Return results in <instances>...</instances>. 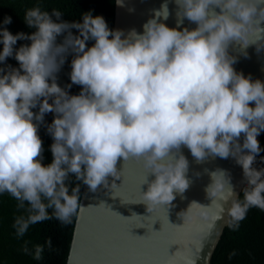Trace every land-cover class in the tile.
Here are the masks:
<instances>
[{"label":"clouds","instance_id":"obj_1","mask_svg":"<svg viewBox=\"0 0 264 264\" xmlns=\"http://www.w3.org/2000/svg\"><path fill=\"white\" fill-rule=\"evenodd\" d=\"M116 3L123 6V0ZM175 4L177 27L161 22L169 17L165 2L142 32L133 29L127 35L91 12L82 22L69 23L59 11L49 14L39 7L24 16L26 25L36 29L30 35H13L0 27V193H9L17 208L27 212L13 224L18 238L30 225L53 217L71 223L83 206L80 187L69 192V176L91 192L107 189L109 177L120 179L121 158L136 160L148 173L140 200L147 211L168 209L190 186L182 146L197 163L209 157L234 158L246 187L241 201L225 170L208 172L211 182L205 192L211 204L193 201L180 217L193 208L215 205L219 215L212 219L226 213L235 227L250 207L264 210V168L253 167L262 151L257 137L264 131V82L238 73L236 57L229 54L230 46L246 49L251 44L249 32L264 22V0ZM185 18L196 27L180 30ZM10 23L11 17H5L3 25ZM19 40L30 44L16 49ZM89 40L94 41L91 47ZM68 54H73L71 84L62 88L57 73ZM10 57L18 68L6 64ZM72 84L81 86L78 95L69 94ZM47 113H54L46 125L53 160L45 166L38 129ZM149 176L154 179L149 181ZM46 244L51 249V239ZM23 250L28 253L27 242ZM43 250L37 245L34 259H41Z\"/></svg>","mask_w":264,"mask_h":264},{"label":"water","instance_id":"obj_2","mask_svg":"<svg viewBox=\"0 0 264 264\" xmlns=\"http://www.w3.org/2000/svg\"><path fill=\"white\" fill-rule=\"evenodd\" d=\"M162 1L165 0H123V6L116 3L114 30H122L125 35L133 29L142 32L143 24L154 15V6ZM166 2L169 17L161 22L174 28V24L178 25L177 6L175 0L170 4ZM187 22L189 30L196 27L195 23ZM260 27L264 29V22ZM260 27L255 24L249 32L247 38L251 44L246 49L230 46L229 54L236 57L233 67L238 73L264 82V30ZM240 143H243V135ZM181 151L189 162L190 186L183 198L176 195L168 209L162 207L148 212L147 206L140 203L142 192L147 190L144 183L148 173L134 159L118 161L120 179L109 177V188L100 186L96 192H91L84 185L80 200L83 207L78 209L67 264H211L231 217L225 213L212 219L213 214L219 215L215 205L193 208L183 218L178 213L187 211L193 201L203 206L211 204L205 188L211 182L208 172L217 168L229 174L239 198L246 187L243 170L232 157H209L197 163L186 147L182 146ZM224 207H230V201Z\"/></svg>","mask_w":264,"mask_h":264},{"label":"trees","instance_id":"obj_3","mask_svg":"<svg viewBox=\"0 0 264 264\" xmlns=\"http://www.w3.org/2000/svg\"><path fill=\"white\" fill-rule=\"evenodd\" d=\"M116 0H0V27H6L13 35L23 32L31 34L36 29L29 28L24 20L27 10L39 7L41 11L49 14L53 10L59 11L61 19L69 23L82 22L85 13L91 12L93 16H102L108 27L114 30ZM5 17H11V23L3 25ZM55 19V17H53ZM78 34L76 29L71 30ZM66 35V33L64 34ZM64 35L57 37V43H62ZM93 40L87 41L91 47ZM30 44L28 40H19L14 48ZM2 50V45H0ZM73 54L66 56L65 63L57 73V83L65 88L71 84V60ZM6 64L18 68V62L14 58H8ZM4 65H0L3 67ZM70 95H78L81 86L72 84L67 89ZM51 103V100L49 101ZM34 112L38 111L33 109ZM54 119V113H47L44 117V124L38 129V135L43 141V165L52 162L53 156L50 146L53 143L52 137L47 133L46 125ZM260 147L262 151L256 157L253 165L257 170L264 168V131L261 132ZM66 184L69 192L79 186V197L81 200L84 184L70 175ZM243 200V190L239 198ZM79 200V203H80ZM18 201L9 193H0V264H67L71 242L73 238L75 223L78 215L72 217V222L62 224L59 220L52 219L30 225L23 237H17L13 224L17 216H27L25 209L17 208ZM27 208V204L25 205ZM51 215L52 210L49 209ZM51 239L52 247L48 248L46 241ZM27 242L28 253L23 250ZM43 245L42 258L34 259L35 247ZM211 264H264V210L258 207H250L244 218L238 222V226H231V219L224 229L221 239L214 251Z\"/></svg>","mask_w":264,"mask_h":264},{"label":"bare ground","instance_id":"obj_4","mask_svg":"<svg viewBox=\"0 0 264 264\" xmlns=\"http://www.w3.org/2000/svg\"><path fill=\"white\" fill-rule=\"evenodd\" d=\"M168 1H169V4H170V1H173V2H174V0H168ZM165 2H166V0H165V1H162L161 4H156V5L154 6V10H158V9H160L161 5H162L163 3H165ZM156 7H157V8H156ZM172 9L174 10V7H172ZM169 12H170V10H169ZM187 21H188V20H187L186 18L183 19L182 23L179 25L180 30H182L183 28H189V24H188ZM173 26L177 27L176 24H174ZM175 27H174V28H175Z\"/></svg>","mask_w":264,"mask_h":264}]
</instances>
